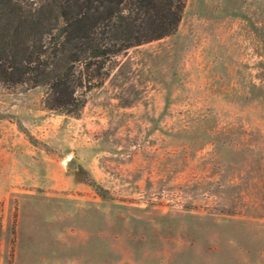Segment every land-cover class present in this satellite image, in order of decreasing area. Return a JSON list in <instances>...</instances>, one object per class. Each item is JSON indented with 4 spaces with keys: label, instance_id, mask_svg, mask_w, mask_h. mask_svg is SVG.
Wrapping results in <instances>:
<instances>
[{
    "label": "rangeland",
    "instance_id": "1",
    "mask_svg": "<svg viewBox=\"0 0 264 264\" xmlns=\"http://www.w3.org/2000/svg\"><path fill=\"white\" fill-rule=\"evenodd\" d=\"M104 71L79 118L47 111L44 88L0 86V121L43 152L37 187L0 156V264H264V0H187L174 35ZM77 127L92 146H72Z\"/></svg>",
    "mask_w": 264,
    "mask_h": 264
},
{
    "label": "trees",
    "instance_id": "2",
    "mask_svg": "<svg viewBox=\"0 0 264 264\" xmlns=\"http://www.w3.org/2000/svg\"><path fill=\"white\" fill-rule=\"evenodd\" d=\"M186 1L0 0V86L44 88L47 111L79 118L107 63L174 35Z\"/></svg>",
    "mask_w": 264,
    "mask_h": 264
},
{
    "label": "crops",
    "instance_id": "3",
    "mask_svg": "<svg viewBox=\"0 0 264 264\" xmlns=\"http://www.w3.org/2000/svg\"><path fill=\"white\" fill-rule=\"evenodd\" d=\"M90 119V118H89ZM88 119V120H89ZM91 119H94L93 117ZM87 120V121H88ZM82 121V120H81ZM39 129V127H38ZM85 129H74L72 132L73 138H71V144L72 146H76L77 148L80 146H92L94 142V133L93 134H88L84 132ZM94 132V131H92ZM91 132V133H92ZM44 138V137H43ZM93 140V142H92ZM33 148L34 151L37 153L40 158L39 154H43L40 149H37L36 147L32 146L28 139L25 137V135L17 128L16 125L10 124L8 121H0V156L5 155L6 158V165L9 167L8 171L11 172L14 175V185L17 187H29V186H34L37 187L36 183H33L32 180H30V175L32 173V169L37 168L35 163L34 166H32L31 163V154L35 155V152L30 151V148ZM73 153V152H72ZM44 156V155H43ZM73 154L71 156H68L67 161L72 158ZM99 155H97L98 157ZM46 157V156H44ZM37 158H35L33 161H36ZM39 162V160H38ZM42 171L37 169V173H46V167L43 164ZM35 173V169H34ZM91 174L96 180H100L101 178H105L106 173L102 171L100 168L97 170L94 169L91 171ZM38 184L42 181L40 174L38 175ZM100 183V182H99ZM61 184V183H60ZM60 184L57 183L58 186ZM102 184V183H101ZM86 185L83 183H69L68 189L74 190V191H79L81 189L85 190ZM79 198V196H76ZM74 201V200H72ZM94 201V205H97L99 210H102V212H105V206L108 208L109 207V202L107 199L99 197V198H94L92 199ZM106 210L109 213V208ZM90 242L87 243V249L82 247L81 252L84 253H90L92 254L90 258V262L94 263V254L99 250L100 248V240L95 241V236H91ZM104 237V233H103ZM97 238L99 239L100 236L98 235ZM104 243V241H103ZM77 247V246H76ZM72 249V248H71ZM65 255V254H64ZM67 259V258H66Z\"/></svg>",
    "mask_w": 264,
    "mask_h": 264
},
{
    "label": "water",
    "instance_id": "4",
    "mask_svg": "<svg viewBox=\"0 0 264 264\" xmlns=\"http://www.w3.org/2000/svg\"><path fill=\"white\" fill-rule=\"evenodd\" d=\"M66 166L70 169L73 170L77 173H80L81 169H80V164H79V160L75 157L70 158L67 163Z\"/></svg>",
    "mask_w": 264,
    "mask_h": 264
}]
</instances>
